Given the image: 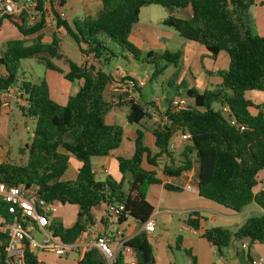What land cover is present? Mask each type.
Wrapping results in <instances>:
<instances>
[{"label": "trees", "instance_id": "16d2710c", "mask_svg": "<svg viewBox=\"0 0 264 264\" xmlns=\"http://www.w3.org/2000/svg\"><path fill=\"white\" fill-rule=\"evenodd\" d=\"M36 1V10L40 13L35 15L32 23L27 22L25 12L0 16V26L6 19L23 36L22 39H10L4 45L0 65L4 67L5 74L0 75V91L16 82L22 59L39 53L47 55L40 58L47 68L61 72L51 61L63 57L59 38L53 33L51 41L44 43L39 33L47 21L46 10L53 13L56 27L65 30L81 54L90 55L105 65L112 57L125 53L135 61L154 66L149 80L161 75L170 64L176 66L181 54L180 51L158 53L150 50L143 55L128 40L133 25L138 22L140 9L146 5L163 6L168 11L163 25L172 27L181 37L201 44L206 56L215 57L223 50L229 57L227 69L217 71L221 78L218 88L203 92L186 89V95L192 100L187 109L175 110L166 104L163 114L167 121L156 122L151 129L156 152L152 153L145 145L143 131H135L132 156L116 158L121 174L118 182L110 176L103 181L96 179L91 165V157L108 155L120 146L123 138L121 125L105 121L106 114L113 107L104 95L111 74L92 65H77L66 59L69 70L63 77L68 81L79 80L80 84L65 104L50 97L44 77L38 82L24 78L19 81L18 87L27 102L26 108L20 106L21 111L34 118L35 126L31 142L26 147V162H0V183L34 186L36 193L46 200L75 205L77 212L71 224H51L50 229L56 237L62 242L73 243L91 222V209L100 202L122 206L119 222L126 217L142 223L148 220L154 208L145 198L146 190L150 184H160L161 180L153 170L141 166L144 157L148 164L156 166L157 159L164 156L166 161L161 170L170 176L179 175L197 162L199 196L235 212L252 203L264 211V180L260 189L254 192L259 182L258 173L264 169V103L257 105V111L252 113L249 110L251 102L245 98V92L249 90L264 93V36L251 31L249 10L253 0H100L101 8L96 15L74 18L70 23L59 17L54 7L64 6L67 0ZM46 2L49 5L44 8ZM187 6L191 9L188 18L172 14L174 8ZM31 35L35 37L27 43L25 37ZM214 103H219L217 109L212 107ZM148 116L145 106L134 99L128 100L125 115L128 123L139 124ZM231 119L235 124L230 123ZM240 125L245 128L241 129ZM176 133L188 135L178 155L169 147ZM69 155L81 165L74 178L63 179ZM126 174L130 179L124 191L122 186ZM164 187L180 190L179 186L169 183H164ZM6 217L5 205L0 200V222ZM203 221L205 218L198 211H190L184 223L198 230ZM200 237L219 253L233 237L264 244V212L247 218L233 232L212 226L204 229ZM179 242L180 237L178 245ZM5 243V235L0 234V264H4ZM123 246L132 250L134 262H123L119 252L113 264H154L152 245L146 231L140 230L125 240ZM184 251L190 253L189 249ZM25 264H38L36 254L26 250ZM79 264L107 263L96 247H88L82 252Z\"/></svg>", "mask_w": 264, "mask_h": 264}, {"label": "crops", "instance_id": "0c3cea01", "mask_svg": "<svg viewBox=\"0 0 264 264\" xmlns=\"http://www.w3.org/2000/svg\"><path fill=\"white\" fill-rule=\"evenodd\" d=\"M68 1L69 0L66 1L64 6L67 5ZM79 1L81 0H73L70 3L69 9H67V13H69V11L73 13L70 17H66V12L63 10V6L55 8V9L56 10L61 9L64 12L63 18L68 23H70L71 20L74 18H81L86 15H91V16L96 15L97 13L91 14L89 11V9L93 7H96L97 11H99L101 8L100 0H88V1H85V3H80ZM45 5L47 6V2L45 3ZM142 8L140 9V13H141ZM180 9L184 11V15H185L184 18H188L190 16L191 14L190 6H187L185 8H180ZM86 11L87 13L84 14V12ZM140 13H139V16H140ZM45 16L47 18L46 24L43 27V29L39 32L42 35L41 40L43 41V39L47 38L49 40L47 42H44V41L43 42L44 43L50 42L53 33H55L58 38H61V35H63L66 32L62 27H56L55 25L56 23L53 21V16H54L53 13H51L50 10L49 11L46 10ZM3 21L9 22L6 19H4ZM32 21L34 20L27 17L28 23H32ZM249 23H250L251 31L253 34L264 36V0H253V4L249 10ZM138 24H139V19H138V22L133 25L131 32L129 34V39L132 42V44H134L135 42L134 38H136L137 35L141 33L143 34V36H146L145 44L150 45L151 47V49L144 51V53L150 50L154 51L153 48H155V50L162 49V45L161 43H159V34H156V36L152 34L155 29L152 26L146 27L145 29L143 27H139ZM1 26H0V29H1ZM141 28H143L144 30H142ZM163 32L164 31H161V33ZM167 32H170V31H167ZM34 37L35 35H31V36L25 37V40L26 42L27 41L31 42ZM22 38L23 36L20 34L18 30H17V36L15 35L13 38H3L0 41V56L4 51V45L6 41L10 39H22ZM145 47H148V46H145ZM179 51L181 55H180V60L176 68H178L180 71L179 73L177 72L170 73L167 76V82L169 84L176 83L178 87H181V92H185L186 89L188 88H194L198 92L212 91L218 88V85L221 82V78L217 74V71L227 69L228 62H229L228 54L225 51L221 50L216 54L215 57H209L205 55V50L201 44L194 42V41H190V40H186L184 42V46ZM81 55L83 57V60H85L84 55L83 54ZM33 57H37L40 59L41 57H47V55L45 53H39ZM63 57L65 56L63 55ZM128 58L132 59L130 56H128ZM65 59H68V58L65 57ZM55 65L59 67L57 64ZM59 69L61 70V72L53 70V69H47L45 71L46 75L44 78L48 85V91H49L50 97L57 103L65 104L68 96L71 94H74L77 91L80 81L79 80H74V81L66 80L63 77V74L66 73L69 69L64 70L61 67H59ZM124 70L127 72H133L137 76H139L134 69H124ZM4 74H5V69L2 65H0V75H4ZM72 89H73V93L71 92ZM139 89L140 88L136 90H139ZM9 91L10 93L5 98V100L2 101L0 105V117L3 115L8 117L10 113H12L13 108L11 107V102H15V104L18 105L19 107L25 106L26 105L25 103H27L25 100V95L23 94L22 91H20L19 87L14 88L10 86ZM176 93L178 92H175V94ZM246 94H247V91L245 92V96ZM104 95H105V99L109 101L110 99L106 98L108 94H104ZM249 95L252 98L257 99V102H251L249 100L251 102V106L249 107V110L252 113H255L257 111L256 106L264 103V98L261 97L259 93H249ZM173 96L174 95L162 96V98H159V97L158 98L161 100L160 101L161 105L165 108L167 106L166 104L169 103L167 102V100L169 99L170 101V99ZM121 99L122 98L120 97V100ZM164 99L165 100L167 99L166 104H165ZM120 100L117 102L118 105H121ZM114 105L115 104H113V106ZM224 109H226V107H224ZM116 115H118V111H115V110L113 111V109L111 108L110 111L105 116L106 123H109V124L114 123L113 121ZM144 119H142L139 124L134 123L135 124L134 127H132L131 125H129L128 128L125 126H122L123 127V138H122V142L120 146L117 149L112 150L106 156L91 157V165L95 173L96 179L103 181L107 176H110L115 181L117 182L120 181L121 174L118 171L116 158L117 157L130 158L132 156L133 151H134L135 131L137 129H140L141 131H143V134H144L143 141L145 145H147V147L150 149L152 153L156 152V148L153 145V137L151 134L152 128L149 129L147 126H145V124L143 123ZM107 121H110V122H107ZM129 124H132V123H129ZM3 137L4 135L0 133V140L2 141L0 142V145L7 144L6 139ZM173 138L175 139L176 146L172 150L174 151L175 155H178L185 141L180 140L179 133L174 135ZM8 153H9V150L0 148V162L10 161ZM165 161H166V158L162 156L157 159L156 166L148 164L145 157L143 158L141 162V166L144 169L153 170L156 176L161 180L160 184H150L147 187L146 195H145L146 200L154 208V213L149 218L154 223L153 230L149 233L146 232L148 235V240L151 245H153L156 241L155 239H153V234L156 231V219L161 220L164 225H170L175 216H183V219H182L183 225L181 226V228L185 230V232L191 235H187L186 233L184 236H178L180 237L179 245L182 246L183 250L189 249L190 264H203V260L201 259L199 255L200 248H201L200 240H205V239L200 237V233L204 229L212 227V224L211 226H209L206 222L207 217L204 214L205 211L209 213V217L211 220L215 218L214 217L215 211H218L220 214L226 215L229 217L237 216L238 214H241L243 212H256L257 215L264 212L260 207H258L254 203L246 206L239 212H235L228 208L223 207L222 205L216 202H213L211 200H208L206 198L199 196L198 195V179H197L198 178L197 162H193L191 168L187 170H183L182 172H180L179 175L170 176V175L164 174L161 170ZM80 165H81L80 161H78L74 156L69 155L68 156V166L63 174V179L74 178L77 173V169L80 167ZM157 169H159L158 172H157ZM98 175H102V178H97ZM129 179H130V175L126 174L124 177L123 186H122V189L124 191H126L127 189V181ZM263 180H264V169L258 173L259 182L254 187V192H257L260 189L261 183ZM164 183L177 185L180 187V190H176V191L168 190L164 187ZM105 204H106L105 202H100L98 205L94 206L91 209L90 211L91 222L87 223V225L85 226L84 232H81L80 235L77 237V239L73 242L75 247L72 249V251H69L66 254L61 255V256H57L53 252H50V251H36L35 254L38 258V264H79V259L81 257L82 252L88 247H91L93 245V234L100 232L101 230L107 231L106 224L104 223V220H103ZM190 211H198L200 212L202 216L204 215L203 217L205 218V221L201 223L198 230H194L193 228L188 227L184 223L186 214ZM76 212H77V208H76ZM61 216L62 214L60 212L55 213L52 217H50L51 224L55 222L62 223V221L60 220ZM69 224L64 225L62 223L63 226H68ZM119 228L122 231L123 240H127L133 237L140 230H144V223L138 222L132 217H126L119 223ZM168 234L169 232L165 229L160 238L161 239L160 243L162 245H163V240L168 237ZM241 241L243 243V239ZM205 242L207 243L209 248H215V247H212L206 240ZM110 247L116 255L121 250L118 241L114 240L113 238L110 243ZM244 250L242 249V251ZM69 253H75L77 255V258L74 260L73 259L69 260L68 259ZM254 253L255 254L259 253L264 256V244L251 243L249 246V250H246L245 255H242L243 257L240 260V263L249 264V257ZM128 257L132 258V261L130 262H134V253L132 252V250L128 253ZM192 258L194 259V263H192ZM154 261H155L154 264H159L157 257H154ZM166 263L167 264L170 263L167 257H166Z\"/></svg>", "mask_w": 264, "mask_h": 264}, {"label": "rangeland", "instance_id": "374dc122", "mask_svg": "<svg viewBox=\"0 0 264 264\" xmlns=\"http://www.w3.org/2000/svg\"><path fill=\"white\" fill-rule=\"evenodd\" d=\"M72 1L73 0H69L67 2V5L63 6V10L66 12V17H70L73 14L71 13V11L67 13V9H69V5ZM85 1L88 0H81L79 2L85 3ZM47 5H49L48 2ZM89 11L91 14H96L98 12L96 7L89 9ZM85 13H87V11L84 12V14ZM172 14L181 18L185 17L184 11L180 8H174ZM167 15L168 11L163 6L158 4H150L143 6L139 16V27H143L146 29V27L152 26L155 29L152 34L154 36H156V34H159V43H161L162 49L155 50V48H153L155 52H162L163 50H169L172 52L179 51L184 46V42L187 40L181 37L172 27L163 25L162 21L167 17ZM1 25L0 41L3 38H13L15 35L17 36V30L12 24L7 21H3ZM143 28L141 29L144 30ZM161 31L164 32L161 33ZM145 37L146 36H143V34L141 33L138 34L137 37L134 38L135 45L133 44L134 46H136V48L143 52V55H145L144 51L151 49L150 45L145 44ZM48 40L49 39L47 38L43 39L44 42H47ZM59 40L60 51L66 58L70 59L76 64H85L88 67L92 65L95 67V69L99 68L110 74H113V71L116 68L134 69L140 77H143L146 80L143 87H141L139 90L132 91V99L136 100L142 106L147 107L149 105V101L156 96L159 98H162V96H172L175 95V92H178V96L184 99L187 104L191 103L192 101L185 92H181V87H178L176 83L169 84L167 82V76L170 73H179L180 70L176 68L177 65L175 66L174 64H170L161 75L156 76L152 80H149L150 75L154 72V66L152 64H148L141 60H132L128 58L125 53H123V56L112 57L108 64L101 65L93 57H91L90 59L84 55L85 60H83V57L77 49L75 42L68 34L64 33L63 35H61V38H59ZM128 40L130 41L129 36ZM27 42L29 43L30 41ZM114 50L117 51V48H114ZM65 57H61L59 59H51V61L65 70L68 69L67 60L65 59ZM47 69L49 68L46 67L45 63L37 57L32 56L22 59L20 62V68L18 70V78L12 85V87H18L19 81L23 78L32 82H38L39 80H41V78L45 77V71ZM71 92L73 93V89ZM249 93H259L261 97L264 98L263 92H260L258 90H250L247 91L245 97L251 102H257V99L252 98ZM108 94L109 95L106 96L107 99L113 97V100L111 101L113 104H115L112 107L113 111H118V115L115 116L113 122L127 128L129 127V125L134 127L135 124H129L125 118V113L128 111V98H124L126 97V95H122L121 100L117 97L118 101L120 100L121 102V105H118L116 97L111 95V93ZM159 101L161 100L159 99ZM25 104L26 105L24 107L26 108L27 103ZM11 107L13 108V111L8 117H6L5 115L0 117V133L4 135L3 138L6 139L7 143L5 145H0V148L9 150L8 156L10 162L23 164L25 163L28 156L26 147L31 142L35 120L33 117L25 116L22 113L21 108L16 105L15 102H11ZM212 107L214 109H217L219 107V103H214ZM143 123L149 129H151L155 125L156 121H154L151 116H148L144 119ZM0 142L2 141L0 140ZM158 171L159 169H157V172ZM97 178H102V175H98ZM59 212L62 214L60 220L64 225L72 223L75 219L76 208L73 205L60 204L56 213ZM204 214L207 217L206 222L209 226H211V224L212 226H221L232 232L235 231L237 226H239L247 218L257 215L256 212H243L241 214H238L237 216L229 217L220 214L218 211H215V218L211 220L208 212L205 211ZM182 219L183 216H175L170 225H164L161 220L156 219V231L153 234V239H155L156 241L152 245V253L154 257L158 258L159 264H167L166 257L170 262H173L174 264H190V253L188 254L184 252L182 246L178 245L177 241L178 236H184L187 233L181 228V226L183 225ZM165 229L169 232V234L168 237L163 240L162 245L160 243V238ZM32 234L36 240H39L41 238V233L39 232H32ZM187 235L191 234L187 233ZM200 241L201 248L199 255L203 260V264H241L240 260L243 257L242 255H245L246 253V250L242 251L241 249L242 241L234 237L231 239L228 246L221 248L220 254L215 248H209L205 240ZM76 258L77 255L75 253H69V260H74Z\"/></svg>", "mask_w": 264, "mask_h": 264}, {"label": "built area", "instance_id": "2783aa9c", "mask_svg": "<svg viewBox=\"0 0 264 264\" xmlns=\"http://www.w3.org/2000/svg\"><path fill=\"white\" fill-rule=\"evenodd\" d=\"M36 0H0V16L7 13L19 15L25 12L27 17L34 20L35 15L40 11L36 10ZM58 8L57 6H54ZM46 8V5H44ZM59 17L63 18L64 12L57 10ZM56 23V17L53 16ZM33 22V21H32ZM92 56H88L91 59ZM146 80L137 76L133 72H127L122 68H116L111 75L105 94L111 93L120 98L132 99V91L145 85ZM10 93L9 88L0 91V103ZM109 95V94H108ZM113 97L109 101H112ZM169 106L175 110L187 109L188 104L178 95L173 96L169 101ZM166 108V107H165ZM165 108L161 105L159 98L155 97L152 103L146 107V111L156 122L165 123L166 116L163 114ZM235 124L234 120H230ZM241 129L245 126L240 125ZM174 137V136H173ZM171 138L169 147L172 150L176 146L174 138ZM180 140L188 138L187 134H179ZM0 200L4 203L6 209V219L0 222V234L5 235V247L3 250L4 264H25V251H50L57 256L66 254L75 247L73 243L62 242L56 237L50 229L52 217L59 208L60 203L56 200H46L36 193L34 186H25L23 183L8 185L0 183ZM123 208L115 203L105 204L104 223L106 230L93 234V245L104 256L107 264H113L116 254L110 247L112 238L117 240L120 246V253L123 262H130L132 258L128 257L131 251L129 247H124L123 234L119 228V220L122 216ZM154 223L151 219L144 222V231L147 233L153 230ZM32 232L41 233V238L36 240ZM84 232V231H83ZM250 242L247 238L243 239L241 248L249 250ZM249 264H264V256L254 253L249 257Z\"/></svg>", "mask_w": 264, "mask_h": 264}]
</instances>
